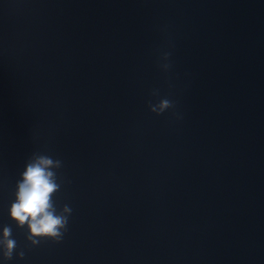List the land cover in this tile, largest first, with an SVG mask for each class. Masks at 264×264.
<instances>
[{"label": "water", "instance_id": "95a60500", "mask_svg": "<svg viewBox=\"0 0 264 264\" xmlns=\"http://www.w3.org/2000/svg\"><path fill=\"white\" fill-rule=\"evenodd\" d=\"M34 152L73 210L35 247L8 213ZM4 226L0 264H264V0H0Z\"/></svg>", "mask_w": 264, "mask_h": 264}, {"label": "clouds", "instance_id": "9594fccd", "mask_svg": "<svg viewBox=\"0 0 264 264\" xmlns=\"http://www.w3.org/2000/svg\"><path fill=\"white\" fill-rule=\"evenodd\" d=\"M171 53L164 51L158 59L159 68L167 73L171 69ZM150 96L155 102H147L149 111L157 116L176 108V103L167 96H160L158 89H153ZM180 119L178 113H173ZM63 162L52 155L34 152L27 160L20 178L16 182L15 200L8 210L9 217L20 229H26V240L35 247L42 240L60 243L68 230L72 208L65 204L57 207L54 196L60 191L63 180L58 177L57 170ZM14 255L23 259L25 252L17 251V242L13 238L10 226L0 230V258L11 261Z\"/></svg>", "mask_w": 264, "mask_h": 264}]
</instances>
